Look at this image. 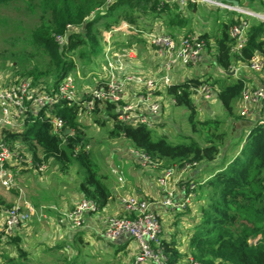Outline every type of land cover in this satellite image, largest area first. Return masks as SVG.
<instances>
[{
  "label": "trees",
  "instance_id": "1",
  "mask_svg": "<svg viewBox=\"0 0 264 264\" xmlns=\"http://www.w3.org/2000/svg\"><path fill=\"white\" fill-rule=\"evenodd\" d=\"M9 1L12 0H0V3ZM36 1L38 22L30 30L28 38L32 50H24V56L20 58L23 65L18 68L19 75L35 84L45 82L56 86L75 69L73 55L85 59L90 65L93 57L102 50L101 28L114 30L121 23H126L140 29L139 18H145L147 25L159 20L171 35L194 33L188 26L189 17L184 15L186 9L191 11L196 6L190 2L181 6L177 2L163 0ZM236 1L242 7L264 12V0H247L248 5L244 0ZM224 11L229 15L215 18L211 31L196 33L203 48L213 58L211 65L230 71L237 64H248L256 53L264 59V21L251 18L245 30L244 43L234 51L235 41L230 30L239 22L240 15ZM57 38H63L64 42L58 43ZM42 57L45 59L41 60ZM246 81L240 75L220 73V77L213 80L189 76L164 86V95L172 104L187 110V122L194 132L201 135L202 141L189 138L188 142L172 143L165 132L146 125L121 123L117 121V105L113 103L91 110L95 124L113 121L108 135L129 139L133 147L142 151L156 167L182 169L188 166L197 170L179 184L185 187V195L192 192L198 202L200 217L191 233L183 237L185 244L176 237L177 219L173 218L167 225L174 230L163 232L159 244L166 264H182L189 259L202 264H264V122L257 118L245 121L242 116L246 115L234 113L236 103L248 87ZM202 82L214 86L215 100L228 116L236 119V125L245 122L246 131L230 134L222 128V120L217 117H197L192 94ZM99 110L105 112L103 117L96 116ZM258 111L263 113L260 108ZM81 112L82 106L76 102L69 104L66 101L59 106L56 115L64 122V131L70 130L63 133L64 141L53 132L46 117H36L22 131L3 130L2 135L10 145H16L19 138L34 163L54 160L63 168L75 164L81 174L77 190L86 199L94 201L98 211L110 200L111 190L106 183L107 175L95 170L91 152L82 149L86 140L85 125L78 121ZM205 165L214 168L212 173L202 176ZM190 183L195 185L192 189L189 188ZM8 206L10 203L0 197V207ZM191 211L187 205L181 214L188 215ZM7 242L14 244L18 255L24 257L25 252L15 237L8 238Z\"/></svg>",
  "mask_w": 264,
  "mask_h": 264
},
{
  "label": "built area",
  "instance_id": "2",
  "mask_svg": "<svg viewBox=\"0 0 264 264\" xmlns=\"http://www.w3.org/2000/svg\"><path fill=\"white\" fill-rule=\"evenodd\" d=\"M163 1L177 2L181 6L188 2L206 4L210 7L224 9L240 15L239 22L234 24L230 30V35L235 41L233 46L234 51H238L245 41V30L248 27L249 20L255 18L259 21H264V14L242 7L239 4L235 5L232 3V0ZM120 27L122 29L126 28L130 33L136 34L139 37L137 41L142 38L148 46L155 48V54L165 57L161 69L163 72L159 79L163 86L172 82L170 74L177 67L195 65L201 61L203 46L196 33L185 34L183 32L172 36L161 25L150 29H136L132 25L121 23ZM120 27L113 31H117ZM57 41L58 43L64 42L63 38H57ZM102 42L105 45V57L110 61L109 58L114 55L115 51L112 53L110 50L109 38H106ZM135 43H131V46H135ZM121 48L126 47L121 46ZM122 54L127 55L128 52ZM247 65L251 69L259 71L264 67V59L256 53ZM129 75L125 76L123 81H120V77L107 76L108 78H102L100 76L95 80L101 81L93 85V87L86 86L80 89L75 85L73 73L63 77L54 88H48L45 84H33L29 79L25 78L9 84L5 88H1L0 186L7 191L15 189L18 197L22 198L24 190L19 184L16 173L21 169L31 168L36 173L43 174L47 168V164L44 161L34 163L29 153L18 151L16 149L17 146L8 144L3 139L2 131H22L36 117H46L52 125L53 132L63 137V133L70 130L66 129L64 131V122L56 115V105L57 103L60 104L59 101H67L70 104L75 102L81 104L83 112H91L96 106L101 108L107 103H113L117 105V121L132 126L146 125L149 128H153L152 126L157 127L160 121L161 107L158 100L160 94L155 93L154 80L146 79L140 75ZM128 84L139 88L138 93H133L134 97L131 98V104L128 101L122 102V99L126 96L124 88ZM192 99L197 111L204 110L206 104L214 99V86L206 82L200 83L194 88ZM241 100H244L246 104L240 112L243 115L250 113L248 112L247 105H261L260 109H262L263 113L259 114L257 119H260V122H264L263 85L244 89ZM82 149L89 151L88 144L83 146ZM132 153L141 167H156V164L151 162L142 151L134 148ZM171 168L161 172L162 174L158 179V184L162 188L161 201H149L146 198L135 195H120L118 203L126 215H112L102 220V236L104 239L131 238L134 241L138 252H136L132 264H166V258L159 245L162 237V229L160 228L162 221L159 212L156 210L164 209L171 214L180 213L189 205V199L192 197V192L185 195L184 186L181 190L182 195L179 198H175L174 191L168 189L166 181L171 178L174 171ZM187 169L189 167L185 166L181 170ZM111 172L117 175L118 180L122 179L119 166L113 167ZM194 186L192 183L189 184V188L191 189ZM96 212L95 202L83 197L68 211L63 213L62 221H66L73 229H79L85 226V215ZM34 213L32 205L24 199H21L19 204L0 207V217L2 218L1 237L3 236L4 239H8L12 235L13 230L19 225L28 222ZM184 264L202 263L189 259L188 261H184Z\"/></svg>",
  "mask_w": 264,
  "mask_h": 264
},
{
  "label": "rangeland",
  "instance_id": "3",
  "mask_svg": "<svg viewBox=\"0 0 264 264\" xmlns=\"http://www.w3.org/2000/svg\"><path fill=\"white\" fill-rule=\"evenodd\" d=\"M245 5L247 4V0L243 1ZM196 6L193 10H185L184 15L188 16V26H190L194 33L199 31H211L215 25V18L223 17L225 13L224 10H217L214 7H210L206 4L195 3ZM258 8L257 5H255ZM256 12L264 14L262 10H257ZM39 15V6L37 5L36 0H15L9 1L6 3H0V89L5 88L7 85L12 84L14 82L20 81L23 79L21 75H19L18 68H22V58L26 51H31L32 48L29 45L28 38L30 30L37 24ZM152 19H149L151 21ZM145 18H139V24L141 28H146ZM72 30H70L71 32ZM116 35V40L121 36L120 34ZM122 37V36H121ZM129 39L121 38V42H127ZM103 47V44H101ZM128 52L127 55H123L122 53ZM201 61H199L195 65H189L187 68L182 71L178 70L174 73V79H183L185 75H193L203 77H210V79H214L220 77V70L215 69L211 62L213 60L212 56L207 53L206 48H202ZM135 54V55H134ZM40 55V54H39ZM75 62L76 66L72 73H74V81L77 87L81 84L91 85L93 86L94 79H98V77L106 78L115 76L120 77V81L125 79V76L131 75H140L145 77L146 79L154 80L155 84V93L162 94V96H158L159 104L161 107L160 112V121L157 127L152 126L153 129L159 132H165L169 138H171L172 143H180V142H188L189 138H193L195 140L202 141L201 135L197 132H194L191 129L190 124L187 122V110L181 107L174 106L169 97L164 96V86L161 83L160 76L162 75V65L164 63L165 57L159 56L155 54V48L148 46L147 44L138 43L135 46H129L126 48H118L115 50L114 55H112L108 61L104 58L103 53H99L97 56L93 57L90 65H87L85 59H78L76 55L71 56ZM45 57H42L41 60H44ZM110 64V66H109ZM129 65V68H128ZM209 67V68H207ZM205 70V72H201ZM242 76L247 80L248 88H253L255 86H264V67L259 71L253 70L248 67L247 64H237L234 68V76ZM130 76V75H129ZM107 77V78H108ZM126 95L122 102L128 101L129 104L132 103V97L134 94L138 93L139 88L128 84L126 88ZM134 93V94H133ZM133 95V96H132ZM255 104V103H254ZM244 100H240L236 103L235 106V115H240L242 107L245 106ZM60 104L56 106V110L58 109ZM256 106V105H255ZM254 105H247L248 113L246 116H242L245 121L250 118L255 119L259 115L258 107ZM197 111V110H196ZM210 111L212 113H210ZM99 110L96 114L97 117L104 116L105 112H101ZM207 115H212L217 117L219 120H222V128L227 129L230 134L235 132L239 133V131H246L245 122L239 129H236V119L232 116H228L226 112L223 110L221 105L215 100H211L206 104V108L202 111H197V117L202 119ZM78 121L82 122L84 125H89L90 127L84 128V138L86 142L84 146L88 144L89 151L91 152L92 161L95 165V170L98 173H107L110 166H118L116 165V157L112 154L113 157H110L113 148H123L124 151L127 152V158L130 157L134 159L135 155L129 151L133 145L129 139L120 136L109 137L108 130L113 127V121L107 120L104 125L101 126H92V121L94 122V117L91 112H83L79 114ZM97 125V124H96ZM235 128V129H234ZM12 143V142H10ZM17 146L16 149L18 151L28 152L27 148L20 143L19 138L15 141ZM122 143V144H120ZM13 144V143H12ZM133 151V150H132ZM121 152V151H120ZM117 153V154H120ZM122 154V153H121ZM47 168L44 172V176L50 178L53 182L56 177L60 178L64 175L65 181L68 179V175H73L75 184L81 178L80 174L76 173L77 166L75 164H71L66 168H63L55 162L54 160H48L46 162ZM138 168L144 169L151 167H141L139 163L137 164ZM212 166L205 165L203 171H201L202 176H206L213 171ZM121 174H122V168ZM157 169V170H155ZM153 168L155 171V185L159 191V195L161 194V186L158 184V179L161 176V172L168 168ZM173 169V174L171 178L166 181L168 189H172L174 191L175 198H179L182 195V185L179 182H183L190 175L192 176L197 170L193 168H189L187 170H181L177 168ZM120 175V174H119ZM30 178V175H28ZM122 176V175H121ZM24 178H27V175H24ZM122 178V177H121ZM122 180V179H121ZM120 180V181H121ZM27 193V192H26ZM162 195V194H161ZM156 194L151 193L149 197L150 201H155ZM158 197V195H157ZM191 208V214L184 215L183 219H178L176 223V233H182L183 236L188 235L192 231L193 225L199 220L200 214L197 211L198 202L192 197L189 199V205ZM160 228L162 229V233L167 231V220L161 219ZM183 230V232L178 231ZM1 237V234H0ZM183 238V237H182ZM6 243H9L6 241ZM136 246V245H135ZM87 249H84V253L81 255H77L74 257L73 261L69 262V260L64 261L62 264H132V256L136 252H138L137 246L135 247L133 253L130 249V244H126L119 249L115 250L114 246H110L108 249H97L99 253L96 256L89 255ZM115 250V251H114ZM113 251V252H112ZM12 252V248L9 246L6 248H0V264H8L7 259L9 258V254ZM64 255V254H63ZM100 260V261H99ZM23 263V262H22ZM20 263V264H22ZM10 264V263H9ZM46 264H54V260L47 262ZM184 264V263H182Z\"/></svg>",
  "mask_w": 264,
  "mask_h": 264
},
{
  "label": "crops",
  "instance_id": "4",
  "mask_svg": "<svg viewBox=\"0 0 264 264\" xmlns=\"http://www.w3.org/2000/svg\"><path fill=\"white\" fill-rule=\"evenodd\" d=\"M120 26L121 25H119L118 27ZM146 26L148 27L143 29L158 27L160 26V21L155 20L152 23V25L146 24ZM114 34H120L122 37L120 36L119 39L116 40L115 38L116 35ZM101 35H102L101 42L106 38H109L110 40L109 47L112 53L116 49L121 48V46H125V47L130 46L131 43H135L139 38L136 34L130 33L128 30H126V28L122 29L121 27L117 31L105 30L101 28ZM176 35L177 34L172 36H176ZM121 38H127L129 40L124 43L121 42ZM137 42L146 44L142 38ZM104 49H105V45H103L100 54L103 53V56L106 59L104 54ZM186 68L187 66L186 67L182 66V67H177L175 71L173 70L174 72L172 71L170 74L172 82L182 80V79L175 80L174 73L178 70L184 71ZM72 72L73 71L69 72L68 74ZM201 72H205V70H202ZM197 73L198 72H196V76H199L200 74ZM189 76L191 75L188 76L185 75V78ZM29 80L31 81V79ZM100 81L101 80L94 79L93 84L95 85ZM36 84H45L48 88H54L58 85L57 84L56 86H52L50 83H45V82H40ZM86 86L93 87L91 85H86V84H81L79 85V87L77 86L76 87L80 89V88H85ZM162 93L164 92L162 91ZM160 95L163 98V95L162 94ZM63 102L66 101H59L60 106L63 104ZM57 108L59 109V107ZM210 113L212 112L210 111ZM251 119L252 118H250L249 120ZM92 123H93L92 124L93 127L101 126L99 124L96 125L93 121ZM89 125H85V127L88 128L90 127ZM242 125L243 123L239 124V126L236 125L235 127L236 129H239V127ZM57 136L62 141H64V136L63 137L59 135ZM132 150L133 149H129L131 153ZM119 152L120 154H117ZM127 152L128 151H124L123 148L121 150L120 148L112 149L110 157H113L112 154H114L115 157L117 158L116 165H118L123 170L121 174L122 180L121 181L118 180L117 175L111 172V169L115 167V165L110 166L107 173H103L107 175L106 183L108 184L111 190V198L108 201V203L102 209L98 210L96 213H87L85 215L86 217L85 226L79 229H73L69 226V224L66 221H62V215L65 211H68L75 203H77L80 199L83 198V196L77 190V185L81 178L75 184L73 175H68L67 181L64 180L65 179L64 177H66L67 175L66 174L60 178L56 177L55 180L52 182L50 178L44 176V173L38 174L31 168H25V169H21L16 173L19 179V184L24 190L22 198L18 197V194L15 191V189L11 191H7L0 186V197L6 203H10V205L17 203L19 204L20 200L24 199L25 201L29 202L32 205L35 211V213L31 216L30 220L25 224L16 227L13 230L12 235L10 236L16 238L17 244L25 252L24 257L18 255V252L16 251L14 244L10 242L6 243L7 239H4L3 236L0 237V248L7 249L9 246L12 248V252L9 254L10 260L7 259V263L20 264L23 262L22 264H46L47 262L49 261L52 262V260H54V264H62L64 263L65 259L69 260V262L73 261L74 257L84 253L85 252L84 249H87L88 247H89L88 254L96 257L98 256L97 253L100 254V252L97 249L100 250L108 249L110 248V246H114L115 250H117L126 244H130V249L132 250L133 253L136 244L131 238H119L116 240H106L103 238L102 220L112 215H118V216L126 215V213H124L121 210L118 203V197L120 195H124V194L135 195L149 200V197L147 196H150L151 193H154L156 194V196L153 199L159 202L162 199V195H161L162 190H161V194L159 195V191L154 182L155 171H153V168L155 169V167H151V169L145 168L146 170L138 168L137 167L138 161L136 157H134V159H131L130 157L127 158L128 155ZM44 162L46 163L48 161H44ZM76 173L80 174L77 168H76ZM24 175H27V178H24ZM28 175H30V178ZM156 211L159 212L160 218L162 220L168 221L167 222L168 225L173 218L178 220V219H183L182 217L184 216V215L182 216L181 212L177 214L176 213L171 214L165 211L164 209H157ZM1 227H2V218L0 217V228ZM171 230L174 229H171L169 227L167 228L168 233L173 232ZM180 232H183V230H181ZM176 237L179 238V242H181V244H185V239H183L182 237H186V235L183 236L182 233H178ZM135 254H133L134 256H132L133 259L135 257Z\"/></svg>",
  "mask_w": 264,
  "mask_h": 264
},
{
  "label": "water",
  "instance_id": "5",
  "mask_svg": "<svg viewBox=\"0 0 264 264\" xmlns=\"http://www.w3.org/2000/svg\"><path fill=\"white\" fill-rule=\"evenodd\" d=\"M232 3L235 4V5L238 4V2L236 0H232ZM220 72L225 73V74H228V75H234V69H232L230 71L220 70Z\"/></svg>",
  "mask_w": 264,
  "mask_h": 264
}]
</instances>
